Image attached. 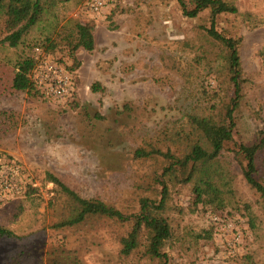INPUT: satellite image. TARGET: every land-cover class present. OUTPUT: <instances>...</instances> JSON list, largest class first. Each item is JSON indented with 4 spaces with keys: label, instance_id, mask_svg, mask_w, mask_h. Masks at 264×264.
Segmentation results:
<instances>
[{
    "label": "rangeland",
    "instance_id": "374dc122",
    "mask_svg": "<svg viewBox=\"0 0 264 264\" xmlns=\"http://www.w3.org/2000/svg\"><path fill=\"white\" fill-rule=\"evenodd\" d=\"M88 1L71 0L62 9L66 19L96 23L95 48L79 50L81 66L75 69L70 98L47 99L38 92L6 88L22 49L0 45V176L16 183L0 200V223L16 233L0 236V264H131L118 256L117 220L93 217L73 227L56 226L73 214L74 203L54 194L47 174L57 175L84 197H100L118 207L131 199L137 179L133 152L144 135L185 112L186 77L179 70H187L194 53L183 42L195 25L209 26V17L187 19L171 0H102L97 11ZM237 4L241 11L264 17V0ZM240 33L242 62L251 80L240 134L250 139L264 129V66L258 54L264 46V25H242ZM51 56L62 59L64 66L72 64L60 50ZM167 76L179 83H157L156 78ZM94 83L103 90L94 91ZM225 155L239 194L259 215L257 233L243 211L218 212L202 205L190 211V186H175L169 213L175 225L179 222V231L214 227L212 239L201 240L189 255L173 251L176 263L237 264L239 255L249 250L264 258V208L238 161ZM29 186L35 188L30 194ZM185 238L194 239L189 234ZM193 250L200 253L195 261Z\"/></svg>",
    "mask_w": 264,
    "mask_h": 264
},
{
    "label": "trees",
    "instance_id": "16d2710c",
    "mask_svg": "<svg viewBox=\"0 0 264 264\" xmlns=\"http://www.w3.org/2000/svg\"><path fill=\"white\" fill-rule=\"evenodd\" d=\"M69 1L0 0V45L22 49L6 88L37 93L30 77L35 58L29 52L36 47L50 55L62 51L72 59V64L66 67L74 74L81 66L79 50L95 48V21L66 19L62 9ZM171 1L185 18L207 15L210 25H195L194 35L183 42L194 53L187 70H179L186 77L182 95L187 102L184 114L145 134L133 152L131 164L137 179L131 199L117 207L100 197H84L57 175L47 174L54 194L74 203L73 214L56 226L73 227L93 217L117 220L118 256L131 264H179L172 260L173 251L189 255L201 240L207 243L212 239L214 227L205 232L185 229L183 234L176 227L179 222L175 225L169 213L175 186H190V211H197L200 205L218 212L243 211L249 228L257 233L259 215L253 203L239 194L232 163L225 153L238 161L247 184L264 208V129L255 131L250 139L240 134L243 109L250 105L246 93L251 82L242 62L240 31L242 25L250 28L264 25V17L241 11L237 0ZM258 54L264 66V46ZM195 73L198 81L192 79ZM156 81L170 86L179 83L169 76L158 77ZM92 89L99 91L103 87L94 83ZM29 188L28 194L35 189ZM188 234L195 240H187ZM0 236L15 237L16 233L0 223ZM193 251L195 261L200 253ZM236 262L264 264V258L249 250L239 255Z\"/></svg>",
    "mask_w": 264,
    "mask_h": 264
},
{
    "label": "built area",
    "instance_id": "2783aa9c",
    "mask_svg": "<svg viewBox=\"0 0 264 264\" xmlns=\"http://www.w3.org/2000/svg\"><path fill=\"white\" fill-rule=\"evenodd\" d=\"M89 1V6L95 11L99 10L100 5L103 4L102 0ZM33 56L35 64L30 72V77L37 92L47 99L70 98L76 82L75 74L40 47L34 49ZM13 180L0 176V200L5 197L6 189L13 190L16 186Z\"/></svg>",
    "mask_w": 264,
    "mask_h": 264
}]
</instances>
